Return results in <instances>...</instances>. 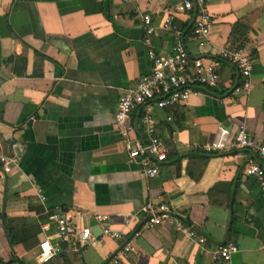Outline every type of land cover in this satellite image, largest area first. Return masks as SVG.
<instances>
[{
	"label": "crops",
	"instance_id": "0c3cea01",
	"mask_svg": "<svg viewBox=\"0 0 264 264\" xmlns=\"http://www.w3.org/2000/svg\"><path fill=\"white\" fill-rule=\"evenodd\" d=\"M177 1L0 0V144L15 159L8 172L0 169V260L103 264L129 241L118 264H264V192L243 172L248 160L261 159L229 143L241 123L264 142V0H206L213 23L204 47L186 32L192 14L174 16L190 57L213 55L219 46L247 49L251 86L233 91L241 76L223 60L217 85L200 86L183 103L153 107L167 148L156 175L129 157L115 125L120 93L152 67L149 50L173 46L177 33L163 22ZM139 113L128 118L132 137L145 135ZM221 126L224 147L206 150ZM146 202L166 203L170 217L144 227ZM52 209L71 215L77 228L97 227L89 243L68 245L44 262L36 257L38 243L9 245L3 211L7 232L32 228L38 242L60 243ZM97 213L107 218L98 221ZM104 223L119 235L103 233ZM181 225L205 236L209 249L227 241L238 249L214 260Z\"/></svg>",
	"mask_w": 264,
	"mask_h": 264
},
{
	"label": "built area",
	"instance_id": "2783aa9c",
	"mask_svg": "<svg viewBox=\"0 0 264 264\" xmlns=\"http://www.w3.org/2000/svg\"><path fill=\"white\" fill-rule=\"evenodd\" d=\"M177 13H191L192 37L199 47H204L209 40L212 28V16L206 7V0H179L175 2L170 13L165 17L163 26L176 31L177 36L173 46L165 53L149 50L152 58L151 69L140 75L135 82L124 89L117 101L114 113L115 125L125 139L128 155L132 159H138L143 166L144 173L148 176L156 175L160 170V163L166 158L167 148L156 131V119L153 107H171L177 103L187 101L191 93L199 91L200 86H215L219 82V65L226 60L235 64L239 70L241 80L235 83L233 91L247 93L251 86L250 71L253 58L250 52L241 46H219L213 55H198L190 57L183 41L179 38L180 30L175 23L174 16ZM142 19L146 33L153 30L150 23V15L144 14ZM139 109V119L145 135L132 137L130 132L134 129L132 122L128 120L130 113ZM170 118V115H167ZM227 130L219 127L216 137L204 144L206 150L220 149L224 147ZM229 143L234 147L251 148L257 151L258 160H248L243 166V172L252 175L264 192V142H257L248 132L244 124H238L234 134L229 138ZM15 162L13 157L5 154L0 144V169L8 172ZM40 200H45V195L39 193ZM48 212V209H46ZM141 211L144 215L143 226L150 227L170 217L169 206L164 203L146 202ZM49 217L55 220L61 241L79 249L89 243L93 237L90 226L76 227L71 215L61 209H52ZM98 221L107 218L104 214H95ZM186 234L194 240L200 251L208 250L205 236L198 234L194 229L181 225ZM102 232L113 236L119 235L116 229L108 224L102 225ZM132 248L130 242H126L121 251L108 257L103 264H118L121 255ZM59 243H53L48 238L38 243L36 257L39 262L51 259L57 253ZM238 249L232 241L219 243L210 248L214 260H228L233 252ZM0 264H8L0 260Z\"/></svg>",
	"mask_w": 264,
	"mask_h": 264
},
{
	"label": "trees",
	"instance_id": "16d2710c",
	"mask_svg": "<svg viewBox=\"0 0 264 264\" xmlns=\"http://www.w3.org/2000/svg\"><path fill=\"white\" fill-rule=\"evenodd\" d=\"M192 29V25L188 26L186 28V32H190ZM37 210L39 212L43 211L42 207H37ZM51 211H49L50 213ZM9 235H10V239L12 241V243H16V242H23L25 245H29L34 244V243H39L38 239L36 238V229L33 230L32 228H27V227H22L21 229H9L8 230ZM68 244L65 241H60L59 243V249L57 251V253H63L65 251V249H67ZM56 253V254H57ZM55 254V255H56ZM13 260L18 261L19 264H23V261L21 259H19L18 257H16L15 255L12 256Z\"/></svg>",
	"mask_w": 264,
	"mask_h": 264
},
{
	"label": "water",
	"instance_id": "95a60500",
	"mask_svg": "<svg viewBox=\"0 0 264 264\" xmlns=\"http://www.w3.org/2000/svg\"><path fill=\"white\" fill-rule=\"evenodd\" d=\"M4 198H5V193H4ZM5 200V199H4ZM2 217H3V226H4V231H5V233H6V237H7V239H8V243H9V245L12 247V242H11V240H10V238H9V235H8V232H7V229H6V226H5V222H4V211H3V213H2ZM96 229H98L97 227H94L93 228V232H96Z\"/></svg>",
	"mask_w": 264,
	"mask_h": 264
}]
</instances>
